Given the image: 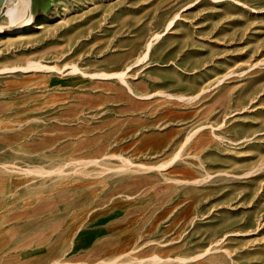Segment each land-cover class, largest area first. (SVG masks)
I'll return each instance as SVG.
<instances>
[{
  "label": "rangeland",
  "instance_id": "rangeland-1",
  "mask_svg": "<svg viewBox=\"0 0 264 264\" xmlns=\"http://www.w3.org/2000/svg\"><path fill=\"white\" fill-rule=\"evenodd\" d=\"M26 1L0 21L11 264H264V0Z\"/></svg>",
  "mask_w": 264,
  "mask_h": 264
},
{
  "label": "bare ground",
  "instance_id": "bare-ground-1",
  "mask_svg": "<svg viewBox=\"0 0 264 264\" xmlns=\"http://www.w3.org/2000/svg\"><path fill=\"white\" fill-rule=\"evenodd\" d=\"M11 4L7 7L5 14H6V18L9 22L10 25L15 24L18 20H19V7L18 5H16L17 0H11ZM30 8V7H29ZM28 8V0L26 1V14L23 16V18L25 19V21L30 24L32 21V14L27 13V11L29 10ZM2 28L1 24H0V29ZM11 39V38H8ZM8 41V40H6ZM35 69H39V68H43L42 65H36L34 66ZM115 75L124 82L125 85H127V88L129 89L130 92H132L131 87L127 84L124 75L125 73H115ZM100 76H104V77H108L111 76V74H107V73H103L100 74ZM133 93V92H132Z\"/></svg>",
  "mask_w": 264,
  "mask_h": 264
},
{
  "label": "crops",
  "instance_id": "crops-1",
  "mask_svg": "<svg viewBox=\"0 0 264 264\" xmlns=\"http://www.w3.org/2000/svg\"><path fill=\"white\" fill-rule=\"evenodd\" d=\"M11 2H12L11 0H6L3 11L7 9V7L11 4ZM16 5H17V3H16ZM1 15H2V12L0 11V16ZM32 18H33V15H32ZM0 24H1V26H3L2 23H0ZM67 230L71 231V227H68V224H67ZM7 239L8 238L6 237V231L3 227V221L0 218V264H11V261H12L11 253L8 252L4 248L6 243H8Z\"/></svg>",
  "mask_w": 264,
  "mask_h": 264
},
{
  "label": "water",
  "instance_id": "water-1",
  "mask_svg": "<svg viewBox=\"0 0 264 264\" xmlns=\"http://www.w3.org/2000/svg\"><path fill=\"white\" fill-rule=\"evenodd\" d=\"M5 2L6 0H0V11L2 12V15L0 16V21H2V19H4L6 17L5 11H3L4 6H5Z\"/></svg>",
  "mask_w": 264,
  "mask_h": 264
}]
</instances>
